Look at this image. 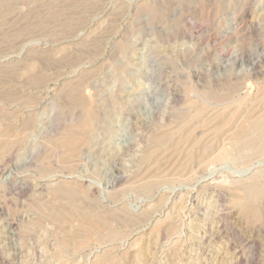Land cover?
Listing matches in <instances>:
<instances>
[{
    "label": "rangeland",
    "instance_id": "obj_1",
    "mask_svg": "<svg viewBox=\"0 0 264 264\" xmlns=\"http://www.w3.org/2000/svg\"><path fill=\"white\" fill-rule=\"evenodd\" d=\"M262 120L264 0H0V264H264Z\"/></svg>",
    "mask_w": 264,
    "mask_h": 264
},
{
    "label": "bare ground",
    "instance_id": "obj_2",
    "mask_svg": "<svg viewBox=\"0 0 264 264\" xmlns=\"http://www.w3.org/2000/svg\"><path fill=\"white\" fill-rule=\"evenodd\" d=\"M250 129V128H249ZM252 129V128H251ZM246 131V130H245ZM253 131H258L259 134H262L263 135V139H264V120H262L261 122L259 121V123L255 124L254 125V128L252 130H249L247 131L238 141L240 144H246L248 143L250 140H252V137H254L253 135ZM253 135V136H252ZM147 184V183H146ZM153 185V183H150ZM151 185H144V188L146 190H148L150 188ZM244 187V190H245V199H244V204L248 205L247 208L250 206V204L252 205V201L255 199H257L258 197L260 196H263L264 194V176H256L254 177L249 183L245 184V185H242ZM66 189V188H65ZM65 189H63L61 192L62 193H65ZM243 189V188H242ZM67 191L69 192V190L67 189ZM67 193V192H66ZM244 194V193H243ZM259 199H262V197H260ZM237 203H238V198H237ZM243 201V200H242ZM241 201V204L243 203ZM254 203V202H253ZM240 199H239V204L238 206L240 207ZM243 206V204H242ZM241 206V207H242ZM240 207V208H241ZM245 210L247 209L246 207H243ZM250 208V207H249ZM246 210L248 212H250V210ZM252 208V207H251ZM253 208H254V205H253ZM243 210V209H242ZM244 210V211H245ZM253 211L255 210H252V213ZM253 214H256L253 213ZM257 215V214H256ZM255 215V216H256ZM256 220V219H255ZM106 256V255H104ZM108 257V256H107ZM109 259V257H108ZM110 261H113V259H109Z\"/></svg>",
    "mask_w": 264,
    "mask_h": 264
}]
</instances>
